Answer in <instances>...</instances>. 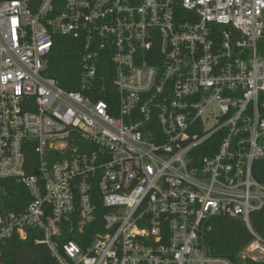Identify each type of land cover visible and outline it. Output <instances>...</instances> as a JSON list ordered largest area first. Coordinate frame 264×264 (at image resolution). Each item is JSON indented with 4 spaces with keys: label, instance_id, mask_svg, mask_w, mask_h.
<instances>
[{
    "label": "built area",
    "instance_id": "obj_1",
    "mask_svg": "<svg viewBox=\"0 0 264 264\" xmlns=\"http://www.w3.org/2000/svg\"><path fill=\"white\" fill-rule=\"evenodd\" d=\"M56 34L78 90L46 72ZM257 161L264 0H0V178L32 197L0 264L30 234L53 264H264ZM217 216L252 235L237 260L207 250Z\"/></svg>",
    "mask_w": 264,
    "mask_h": 264
},
{
    "label": "trees",
    "instance_id": "obj_2",
    "mask_svg": "<svg viewBox=\"0 0 264 264\" xmlns=\"http://www.w3.org/2000/svg\"><path fill=\"white\" fill-rule=\"evenodd\" d=\"M80 56L79 41L56 34L54 47L48 56L47 74L56 78L63 88L78 90L81 80ZM99 71L101 75L107 76V73L112 72V66L106 64ZM214 140L215 138L212 139ZM33 158L34 155H32ZM32 171L33 169L29 170V172ZM254 174L264 183V161L255 162ZM31 199L23 183L16 179L0 178V211L3 215L9 211L23 210ZM99 207L102 208V205ZM251 220L255 231L264 237V207L254 212ZM210 223L211 229L205 235L208 252L237 260L238 253L252 239L247 226L241 219L230 216L214 217ZM67 238H72V236ZM53 263L47 246L35 243V235L30 234L24 240L11 237L1 244V264Z\"/></svg>",
    "mask_w": 264,
    "mask_h": 264
},
{
    "label": "water",
    "instance_id": "obj_3",
    "mask_svg": "<svg viewBox=\"0 0 264 264\" xmlns=\"http://www.w3.org/2000/svg\"><path fill=\"white\" fill-rule=\"evenodd\" d=\"M1 216H2V212L0 211V222H1Z\"/></svg>",
    "mask_w": 264,
    "mask_h": 264
}]
</instances>
